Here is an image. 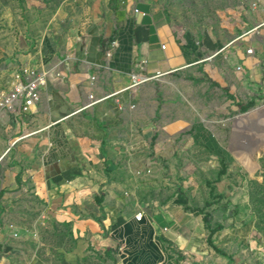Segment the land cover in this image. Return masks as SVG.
Masks as SVG:
<instances>
[{
    "label": "crops",
    "instance_id": "obj_1",
    "mask_svg": "<svg viewBox=\"0 0 264 264\" xmlns=\"http://www.w3.org/2000/svg\"><path fill=\"white\" fill-rule=\"evenodd\" d=\"M115 1L80 33L36 6L0 37V95L21 70L48 78L23 121H0V264H238L250 235L229 166L247 158L253 175L252 157L264 173V141L238 156L213 128L240 107L264 126V0L228 39L146 0ZM134 73L148 79L131 86Z\"/></svg>",
    "mask_w": 264,
    "mask_h": 264
},
{
    "label": "rangeland",
    "instance_id": "obj_2",
    "mask_svg": "<svg viewBox=\"0 0 264 264\" xmlns=\"http://www.w3.org/2000/svg\"><path fill=\"white\" fill-rule=\"evenodd\" d=\"M163 10L171 19L187 29H196L200 34L222 31L226 39L241 36L248 25L244 22L250 0H146ZM38 2V5H37ZM115 0H0V37L11 38L15 29L23 25L20 15L29 8L38 6L39 14L50 25H59L67 31L78 33L108 21L115 7ZM43 10V11H41ZM17 15L13 21L14 15ZM258 100L255 99V103ZM258 102H261L259 100ZM254 103V104H255ZM246 109L236 111V119L228 125L214 127L226 146L238 155L247 149H255L264 141V126L261 120H247ZM227 115V114H226ZM221 116L225 117V114ZM255 147V148H252ZM256 150L253 152L255 156ZM247 158L235 160L232 166V181L238 186L239 203L234 216L238 225L247 230L250 237L238 248V264H264V173L262 160L249 159L254 163V172L247 173ZM228 167V165H225ZM248 187L247 197L246 188Z\"/></svg>",
    "mask_w": 264,
    "mask_h": 264
},
{
    "label": "built area",
    "instance_id": "obj_3",
    "mask_svg": "<svg viewBox=\"0 0 264 264\" xmlns=\"http://www.w3.org/2000/svg\"><path fill=\"white\" fill-rule=\"evenodd\" d=\"M246 53L248 55H253L254 49L248 48ZM107 57H111V52L107 53ZM144 64L145 63L143 62L139 66L140 71L145 69ZM236 68L237 71H241L240 66H237ZM18 76L20 78L19 81L16 84H13L7 92L0 95V121L4 119L6 113H14L22 119V116L29 113L41 100L42 88L47 84L48 80L47 73L35 69H26L21 70ZM132 78L134 82L131 86H135L148 79L147 77H142L140 73L132 74ZM92 79L96 80V77H92ZM111 95L114 94L103 96L95 100L94 96L90 95V101L85 104V107L91 106L97 101L110 97ZM138 173H141V171H138ZM146 173H151V170L147 168ZM136 217L141 219L142 213H138ZM15 236L17 237L18 235L15 234Z\"/></svg>",
    "mask_w": 264,
    "mask_h": 264
},
{
    "label": "water",
    "instance_id": "obj_4",
    "mask_svg": "<svg viewBox=\"0 0 264 264\" xmlns=\"http://www.w3.org/2000/svg\"><path fill=\"white\" fill-rule=\"evenodd\" d=\"M142 18H143V14L141 13V14L138 15V21H139V23H141Z\"/></svg>",
    "mask_w": 264,
    "mask_h": 264
},
{
    "label": "trees",
    "instance_id": "obj_5",
    "mask_svg": "<svg viewBox=\"0 0 264 264\" xmlns=\"http://www.w3.org/2000/svg\"><path fill=\"white\" fill-rule=\"evenodd\" d=\"M213 232H214V230H211V233H213ZM209 241H210V243H212V241H211V236H210V240H209Z\"/></svg>",
    "mask_w": 264,
    "mask_h": 264
}]
</instances>
